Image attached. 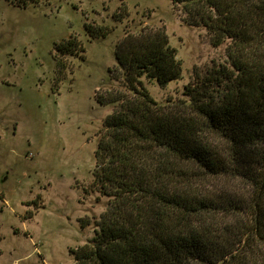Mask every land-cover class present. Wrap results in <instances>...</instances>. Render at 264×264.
Masks as SVG:
<instances>
[{
    "label": "trees",
    "instance_id": "16d2710c",
    "mask_svg": "<svg viewBox=\"0 0 264 264\" xmlns=\"http://www.w3.org/2000/svg\"><path fill=\"white\" fill-rule=\"evenodd\" d=\"M171 2L213 46L227 44L228 60L194 66L181 95L158 101L143 77L161 86L183 77L166 26L118 40L111 85L98 95L113 110L93 170L108 204L72 250L75 264H264V0ZM54 45L60 80L84 46L76 36Z\"/></svg>",
    "mask_w": 264,
    "mask_h": 264
},
{
    "label": "rangeland",
    "instance_id": "374dc122",
    "mask_svg": "<svg viewBox=\"0 0 264 264\" xmlns=\"http://www.w3.org/2000/svg\"><path fill=\"white\" fill-rule=\"evenodd\" d=\"M43 0L21 7L0 0V264H75L72 252L94 235L108 197L94 185L99 131L113 105L98 95L126 30L165 25L183 77L161 86L143 77L158 101L181 95L194 66L226 62L204 26L185 22L171 0ZM123 9L125 11H123ZM123 16H115V13ZM92 25L108 27L93 36ZM76 36L60 80L54 44Z\"/></svg>",
    "mask_w": 264,
    "mask_h": 264
}]
</instances>
